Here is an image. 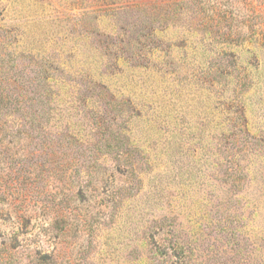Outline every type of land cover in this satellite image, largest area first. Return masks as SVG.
I'll list each match as a JSON object with an SVG mask.
<instances>
[{
    "label": "rangeland",
    "instance_id": "1",
    "mask_svg": "<svg viewBox=\"0 0 264 264\" xmlns=\"http://www.w3.org/2000/svg\"><path fill=\"white\" fill-rule=\"evenodd\" d=\"M0 264H264V0H0Z\"/></svg>",
    "mask_w": 264,
    "mask_h": 264
}]
</instances>
